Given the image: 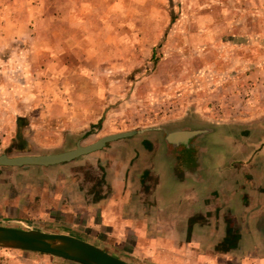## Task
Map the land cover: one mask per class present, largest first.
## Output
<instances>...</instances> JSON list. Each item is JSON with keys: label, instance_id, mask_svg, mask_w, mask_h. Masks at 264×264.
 Returning <instances> with one entry per match:
<instances>
[{"label": "rangeland", "instance_id": "1", "mask_svg": "<svg viewBox=\"0 0 264 264\" xmlns=\"http://www.w3.org/2000/svg\"><path fill=\"white\" fill-rule=\"evenodd\" d=\"M263 111L264 0H0V154L58 152L128 130L219 129ZM89 157L72 159L70 173L98 196ZM1 167L4 183L34 175ZM209 217L219 228V216L196 219ZM18 251L0 247V264Z\"/></svg>", "mask_w": 264, "mask_h": 264}, {"label": "crops", "instance_id": "2", "mask_svg": "<svg viewBox=\"0 0 264 264\" xmlns=\"http://www.w3.org/2000/svg\"><path fill=\"white\" fill-rule=\"evenodd\" d=\"M261 114L236 113L219 129L137 131L80 155L101 171L98 196L85 194L81 176L70 173L77 162L26 165L34 175L0 182V224L70 234L131 264L122 253L150 264H264ZM8 185L16 192L8 195ZM207 215L221 217L219 228L210 217L211 224L196 219ZM228 231L237 235L226 249ZM18 252L11 264H68L44 252Z\"/></svg>", "mask_w": 264, "mask_h": 264}, {"label": "water", "instance_id": "3", "mask_svg": "<svg viewBox=\"0 0 264 264\" xmlns=\"http://www.w3.org/2000/svg\"><path fill=\"white\" fill-rule=\"evenodd\" d=\"M136 130L121 131L104 135L97 140L74 148L42 153L9 156L0 154V166L52 165L70 161L80 155L103 147L107 142L130 136ZM0 247L44 252L82 264H131L91 242L66 233L45 232L0 224Z\"/></svg>", "mask_w": 264, "mask_h": 264}, {"label": "trees", "instance_id": "4", "mask_svg": "<svg viewBox=\"0 0 264 264\" xmlns=\"http://www.w3.org/2000/svg\"><path fill=\"white\" fill-rule=\"evenodd\" d=\"M18 120H22L20 117L18 118ZM237 234L232 232V231H228L226 237L224 238V240L222 241L224 244H226V249L231 248L234 246L233 243H230L231 240L233 239L234 236H236Z\"/></svg>", "mask_w": 264, "mask_h": 264}]
</instances>
